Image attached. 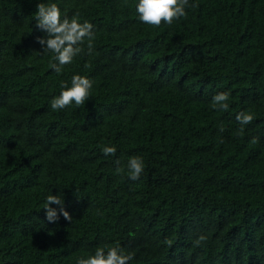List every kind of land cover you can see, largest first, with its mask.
Here are the masks:
<instances>
[{"label": "trees", "instance_id": "trees-1", "mask_svg": "<svg viewBox=\"0 0 264 264\" xmlns=\"http://www.w3.org/2000/svg\"><path fill=\"white\" fill-rule=\"evenodd\" d=\"M38 2L93 25L91 54L85 40L60 73L36 42ZM138 2L0 0V264L116 245L128 264H264V0H189L159 27ZM73 75L93 82L89 100L53 111ZM220 92L227 111L212 106ZM241 112L254 116L242 132ZM50 194L70 221H47Z\"/></svg>", "mask_w": 264, "mask_h": 264}, {"label": "clouds", "instance_id": "clouds-1", "mask_svg": "<svg viewBox=\"0 0 264 264\" xmlns=\"http://www.w3.org/2000/svg\"><path fill=\"white\" fill-rule=\"evenodd\" d=\"M189 6V0H139L136 5V12L141 23L159 27L162 23L171 25L174 20H178L186 16L185 8ZM195 7L196 5H190ZM35 27L45 33L44 37H38L37 43L42 48V53H54V59L58 63H52L49 66L56 72L60 73L64 65L71 64L74 57L84 52L81 47L85 40L88 41L87 49L89 54L92 50V40L94 39L93 25L85 21L80 23L77 16L71 19L67 17L61 18V12L57 4L38 2L35 12ZM92 81L81 75H73L71 78V86L61 84L62 91L58 96L51 100V108L53 111L64 109L65 107L75 104L76 106L85 105L89 100ZM228 92H220L213 97V108H218L227 111L229 105ZM254 119L251 113L241 112L236 116V120L241 125L240 132L243 131V126L250 124ZM225 129L220 127L219 131ZM223 142L222 140L220 141ZM258 138H253L251 143H258ZM105 156H114L115 147L105 146L102 148ZM116 163L119 165V161ZM117 173L124 171L123 168L117 167ZM128 177L132 181L140 178L144 171V161L140 156H132L127 162ZM59 206V213L50 205ZM45 218L48 222H57L60 216L66 221H70L71 217L64 210L63 201L59 195H48L45 203ZM207 239L206 236L200 235L195 241L196 245ZM133 259L132 253H125L119 246L98 247L94 254L88 255L87 258H80L76 264H128Z\"/></svg>", "mask_w": 264, "mask_h": 264}]
</instances>
